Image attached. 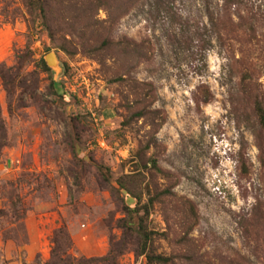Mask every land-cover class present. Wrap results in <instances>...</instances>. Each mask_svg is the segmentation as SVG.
Wrapping results in <instances>:
<instances>
[{"label": "rangeland", "instance_id": "374dc122", "mask_svg": "<svg viewBox=\"0 0 264 264\" xmlns=\"http://www.w3.org/2000/svg\"><path fill=\"white\" fill-rule=\"evenodd\" d=\"M26 3L0 0V65L31 52L0 78V264L61 229L146 264L140 225L172 264H264V0H51L44 26Z\"/></svg>", "mask_w": 264, "mask_h": 264}, {"label": "trees", "instance_id": "16d2710c", "mask_svg": "<svg viewBox=\"0 0 264 264\" xmlns=\"http://www.w3.org/2000/svg\"><path fill=\"white\" fill-rule=\"evenodd\" d=\"M98 1L102 2L103 0H98ZM26 5H27L29 12L32 15L36 16L41 21V25L44 26L47 20L49 9L51 7V0H27ZM30 55H31L30 50L23 53L22 55L20 54L17 57L18 65L15 67L6 68L0 65V78L2 79L7 91L10 89V92L15 93V90L19 87L20 83H17L18 79L20 78V74H21V77H23V73H22V70L24 68L23 65L26 64L27 60L31 58ZM36 67L40 71L46 74L51 73V70L49 69V67L47 66L43 58H41L37 62ZM23 78L25 79L26 77H23ZM22 81L23 80H21V83ZM254 110H255V114L258 119L259 125L261 129L264 130V106L263 104L259 101H256ZM3 129H4V126H3V121L1 118V111H0V136L2 139H4V136L2 134ZM0 146H3V143H0ZM145 210H146V213H149L148 209H145ZM134 214H136L134 213V209L129 208L127 210V216L129 219H124L121 221L122 229H128V230L133 229L131 220L133 219L132 215ZM137 232H138L139 237H141L143 241L142 255H144L146 258V262H147L146 264H172L173 263L172 257L157 254L148 248L149 243L152 242V236L150 233H148L143 228L142 225H140ZM52 244H53V249H52L51 260L46 264H118V257L120 256L121 250L123 249V246H121L122 247L121 249H111L108 256L101 257V258L85 259L82 257H76L69 253L73 244H72L70 237L68 236L66 231L63 229L58 230L54 234Z\"/></svg>", "mask_w": 264, "mask_h": 264}, {"label": "water", "instance_id": "95a60500", "mask_svg": "<svg viewBox=\"0 0 264 264\" xmlns=\"http://www.w3.org/2000/svg\"><path fill=\"white\" fill-rule=\"evenodd\" d=\"M45 62L47 64V66L49 67V69H52L54 71H58L59 68V60L57 58V55L53 52L49 53L46 57H45Z\"/></svg>", "mask_w": 264, "mask_h": 264}]
</instances>
